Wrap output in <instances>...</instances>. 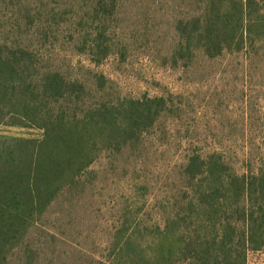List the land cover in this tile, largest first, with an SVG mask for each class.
I'll return each mask as SVG.
<instances>
[{
    "label": "rangeland",
    "instance_id": "obj_1",
    "mask_svg": "<svg viewBox=\"0 0 264 264\" xmlns=\"http://www.w3.org/2000/svg\"><path fill=\"white\" fill-rule=\"evenodd\" d=\"M200 8L196 0H0V41L35 50L42 67L91 88L94 74L103 75L110 100L172 103L138 145L99 153L29 231L30 260L17 251L11 264H97L123 215L137 222L136 207L148 222L157 218L149 208L180 186L194 152L216 151L239 175L264 165V48L254 58L178 53V23ZM98 31L106 56L94 64ZM247 264H264V251L249 253Z\"/></svg>",
    "mask_w": 264,
    "mask_h": 264
},
{
    "label": "trees",
    "instance_id": "obj_2",
    "mask_svg": "<svg viewBox=\"0 0 264 264\" xmlns=\"http://www.w3.org/2000/svg\"><path fill=\"white\" fill-rule=\"evenodd\" d=\"M196 2L199 13L178 23V53L260 56L263 0ZM103 36L90 45L94 64L106 56ZM15 42L0 41V129L27 136L0 130V264L17 251L31 257L29 231L99 153L135 147L172 112L164 97L107 99L103 75L91 88L42 67L35 50ZM180 175V186L149 208L158 209L155 220L136 207L137 222L123 215L97 264H247L249 253L264 251V165L239 175L216 151L194 152Z\"/></svg>",
    "mask_w": 264,
    "mask_h": 264
}]
</instances>
